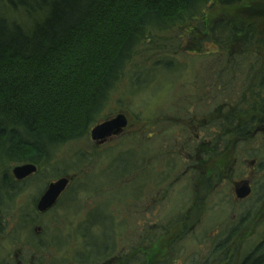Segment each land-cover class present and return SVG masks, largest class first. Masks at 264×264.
<instances>
[{
  "label": "trees",
  "instance_id": "obj_1",
  "mask_svg": "<svg viewBox=\"0 0 264 264\" xmlns=\"http://www.w3.org/2000/svg\"><path fill=\"white\" fill-rule=\"evenodd\" d=\"M0 3L12 12H24L32 23L37 16L44 18L30 27L0 14V192L10 180L11 166L33 163L39 171H46L59 163L60 149L86 140L90 128L99 124L113 103L114 93L124 82L138 81L145 73L130 76L131 67L138 69L156 51L165 53L169 44L177 41L174 31L196 30L201 48L207 44L215 50L207 55V61H217L218 69L210 71L213 63L204 61L207 83L214 84L197 90L190 104L198 109L209 107L207 112L212 115L213 105L204 103L199 93H221L225 113L209 120L216 135L224 137V154L231 148V139L249 138L253 125L264 124V26L259 23L260 16L249 11L264 0ZM217 6L235 13L216 19ZM191 33L188 35L193 38ZM157 64L164 69L170 64L176 72L181 70L177 66H182L169 57L157 59L154 66L160 68ZM150 67L145 65L142 70ZM90 154L92 161L102 152L95 146L91 153L75 151L73 166L66 158L60 160L63 168L56 177L77 175L78 168L90 161ZM131 175L124 174L112 185ZM215 184H207L208 194ZM95 224L87 221L83 233L90 246V230Z\"/></svg>",
  "mask_w": 264,
  "mask_h": 264
},
{
  "label": "rangeland",
  "instance_id": "obj_2",
  "mask_svg": "<svg viewBox=\"0 0 264 264\" xmlns=\"http://www.w3.org/2000/svg\"><path fill=\"white\" fill-rule=\"evenodd\" d=\"M222 9L218 6L215 8L216 19L235 13L232 9ZM8 10L0 3L1 15L30 27L44 19L37 16L32 23L24 12ZM249 11L252 15L260 16L259 23L264 26L261 21L264 20V4H257ZM173 33L177 41L170 43L165 53L158 54L156 51L153 58L139 64L140 69L131 67L130 76L141 71L148 74L142 72L138 81L133 80L130 84L124 82L121 89L114 93L113 103L98 121L101 124L107 118L124 114L128 118V127L101 144L90 138L93 126L86 140L60 149L57 155L59 163L54 168L41 170L23 184L24 191L14 197L13 202H18L19 206L29 208L31 204L26 212L33 213L32 205L50 183L63 177L71 179L58 206L50 214L38 219L30 229L33 236L36 230L39 235L58 236V241L63 244L61 253L57 255L55 249L51 248L47 254L53 260L58 258L63 260V264H75V256L79 251L88 254L87 250L91 246L83 236L87 221L96 223L90 230L96 242L102 239L104 227L108 230L111 227L107 233L112 246L118 254L127 252L128 262L131 263L135 258L134 250L140 248L144 238L147 244H151L148 238L154 232L152 225L148 224L153 218H158L160 228L157 258L165 259V264H201L202 251H210L211 246L217 244L208 239L204 245L205 235L212 238V234H222L228 229L229 223L241 218L248 210H252L258 220L252 225L246 239L236 245L234 258H242L263 242L264 205L257 201L264 187V136H255L252 141L239 145L235 150L236 160L229 152L224 154L222 149L216 152L218 144L223 145L225 140L216 135L215 128L209 127L213 125L209 118L225 113L221 93H199L205 99L204 103L213 105L210 107L212 115L207 112L209 107L198 109L190 104L193 96L197 97V90L206 89L205 84H214L207 83L205 75L210 57L207 55L215 50L207 44L201 48V35L196 30L193 33ZM190 33L193 38L189 36ZM164 57H169L177 65L181 64L177 66L180 72H176L170 64H166L165 69L159 64L157 66L160 68L154 66L157 59ZM221 57H224L223 54ZM210 62L214 66L210 71L218 69L217 61ZM145 65H151L152 69L142 70ZM243 78L245 76L240 79ZM94 146L102 154L95 157L93 162L90 154V161L78 168L77 175L60 174L56 177L55 173L62 172V159L66 158V163L73 166L71 156L75 151L91 153ZM205 146L210 147L208 152ZM234 161L236 164H233ZM14 166L10 167L9 173ZM232 167L234 172L231 173ZM205 169L221 170L224 181L218 189L208 194L206 211L200 216L199 205H195L199 201H195L194 194L202 182L201 173ZM124 174L133 175L119 185H112ZM1 175L0 172V179ZM242 180L254 185L256 194L244 203H236V199H233L234 186ZM200 217L202 219L198 220ZM104 221L108 223L104 227L100 226ZM185 227H189L190 231H186ZM171 250L176 257L170 254L167 257L170 262H167L164 257ZM157 254L150 259L155 261Z\"/></svg>",
  "mask_w": 264,
  "mask_h": 264
},
{
  "label": "flooded vegetation",
  "instance_id": "obj_3",
  "mask_svg": "<svg viewBox=\"0 0 264 264\" xmlns=\"http://www.w3.org/2000/svg\"><path fill=\"white\" fill-rule=\"evenodd\" d=\"M253 126H254V131L249 138L237 137L230 140L231 148L229 150V154L230 155L232 154L235 160H236L235 150L237 151L239 145L252 141L255 136H264V124L253 125ZM90 138H91V132H90ZM218 146L219 147L216 148V152L220 149L223 150L221 143H219ZM205 147H206V151L208 152V149L210 147L209 146H205ZM213 151H215V149ZM25 164H33V163H22L19 166ZM233 164H236V161H234ZM253 164L255 163L253 162ZM15 167H17V165L14 166L10 171L9 173L10 180L7 184L4 183V185H2L0 192L1 193L0 264H63L62 259L57 258V260L56 259L53 260L52 257L47 255L51 248L55 249L57 255L61 253L60 247L63 244H60V242L58 241L57 239L58 236H55L54 234L39 235L37 234L38 230H36L35 233L36 235L33 236L30 233V229L32 226L33 227L35 226L36 224L35 222L38 219H41L42 217H45V215L50 214L58 206L59 202L61 201V199L63 198L66 192L62 194V196L59 198V200L57 201V203L53 208L45 212H40L38 210V204L40 199L46 192L49 186L48 185L46 190L39 198V200H37L32 205L34 209L33 210L34 214L31 211L26 212V210L27 209L29 210V208L31 207V204L29 205V208L23 205L19 206V203L13 202V199L17 195H19L22 191H24L23 184L25 185V183L30 181L40 171H39V167L37 166L38 172L36 174L26 179L18 180L17 178H15L13 174V170ZM229 172L231 173L234 172V167H232V170ZM222 173L223 172L221 170L216 171V170H208V169H205L201 173L202 182L200 183L199 188H197L198 191L195 192L194 194L195 201L197 200L199 201L198 204H195L196 202L194 204L199 205L198 209L200 210V216H202V212L206 211L205 203L207 202L206 200L208 196L207 184L216 183L213 191L215 189H218L220 184L221 183L223 184L224 181L223 179L224 175ZM244 184L248 185L251 188V194L245 199H240L237 196V190ZM233 193H234L233 199H236V203H244L245 201L249 200L251 197H253L256 194V189L254 185H252L248 180L247 181L242 180L235 184ZM258 202L264 205V187L261 194H259L257 203ZM191 212L192 210L189 213ZM186 219L187 218H185L184 220ZM201 219L202 217H200L198 220ZM257 220L258 217H254V212L252 210H248V213L242 214L241 218L235 219L231 223H229L228 229L225 230V232H223L222 234L219 233L212 234V238H210V236L207 237L205 235L204 245H206L208 239H212L211 241L217 242V244L211 246L212 249L210 251L206 249L202 251V255H200L202 260L199 263L201 264H245V263L264 264V240L263 242L259 243L253 250H251L249 253L244 255L242 258L240 259L234 258L235 256L234 251L236 250V245H238V243H241L246 239L249 230L251 229L252 225H254V222L255 223L257 222ZM158 222H159L158 218H153L151 220V223L148 224V225H152V230L154 232V233L152 232L153 234L149 235L150 238H148V240L149 239L151 240V244H147V240L146 238H144L140 248L138 249L136 248L134 250L135 253H133V255H135V258H133L132 263L130 261L128 262L127 252H126L127 255L116 253L115 247L114 245L112 246L110 242V238L107 233L108 231L110 232L111 227H108L109 230L104 227L103 231L104 233L106 231V233L102 235L103 241L100 240V242L103 243L96 242L93 238V240L91 241V248L90 250H87L88 254H83L79 251V253H77V256H75L76 258L74 263L100 264L101 262H103L104 264H165L164 262L165 259L160 260L159 258H157L158 241H159L158 235L160 232ZM154 227H155V231H154ZM185 229L186 231H190L189 227H185ZM142 231H144V229L141 230V233ZM146 234L148 235V233ZM142 236L144 237L145 235L142 233ZM179 238L182 237L179 236ZM155 254H157L155 261L151 260L150 258H153ZM97 255L99 256V258H96ZM169 255L171 257L173 256L176 257V254L175 253L173 254L171 250L169 254L164 257L167 259V262H170L169 258H167ZM194 255H191V257ZM59 258H61V256ZM231 258H234L235 260L231 261Z\"/></svg>",
  "mask_w": 264,
  "mask_h": 264
},
{
  "label": "water",
  "instance_id": "obj_4",
  "mask_svg": "<svg viewBox=\"0 0 264 264\" xmlns=\"http://www.w3.org/2000/svg\"><path fill=\"white\" fill-rule=\"evenodd\" d=\"M128 118L124 114H119L116 117L96 125L91 130V139L94 142L101 144L107 142L112 136H118L128 127ZM38 172V168L34 164H25L17 166L13 170L15 178L18 180L26 179ZM71 183L70 178H60L49 184L46 192L42 196L38 204V210L45 212L55 206L59 198L67 191ZM251 194V188L244 184L237 190V196L240 199H245Z\"/></svg>",
  "mask_w": 264,
  "mask_h": 264
},
{
  "label": "bare ground",
  "instance_id": "obj_5",
  "mask_svg": "<svg viewBox=\"0 0 264 264\" xmlns=\"http://www.w3.org/2000/svg\"><path fill=\"white\" fill-rule=\"evenodd\" d=\"M99 125V124H98Z\"/></svg>",
  "mask_w": 264,
  "mask_h": 264
}]
</instances>
